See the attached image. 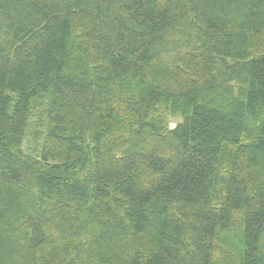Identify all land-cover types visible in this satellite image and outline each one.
<instances>
[{"label":"trees","instance_id":"1","mask_svg":"<svg viewBox=\"0 0 264 264\" xmlns=\"http://www.w3.org/2000/svg\"><path fill=\"white\" fill-rule=\"evenodd\" d=\"M0 264H264V0H0Z\"/></svg>","mask_w":264,"mask_h":264},{"label":"rangeland","instance_id":"2","mask_svg":"<svg viewBox=\"0 0 264 264\" xmlns=\"http://www.w3.org/2000/svg\"><path fill=\"white\" fill-rule=\"evenodd\" d=\"M46 107L41 110V107H38L34 110L33 115L29 122V128L22 145L23 152L25 154L38 158L42 149V144L44 136L47 132V120H46ZM159 112L164 113L163 109H159ZM166 118L171 128H174L177 124L182 122L181 117H175L172 115L166 114Z\"/></svg>","mask_w":264,"mask_h":264}]
</instances>
